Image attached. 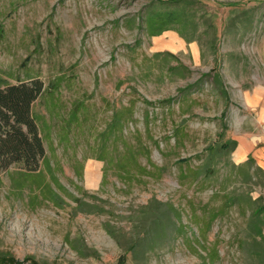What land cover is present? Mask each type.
<instances>
[{
  "label": "rangeland",
  "instance_id": "rangeland-1",
  "mask_svg": "<svg viewBox=\"0 0 264 264\" xmlns=\"http://www.w3.org/2000/svg\"><path fill=\"white\" fill-rule=\"evenodd\" d=\"M171 1L0 0V87L44 83L33 114L47 152L35 174L23 165L0 174V257L21 264H264L253 211L233 203L261 199L254 209L261 212L264 179L246 183L224 165L239 166L241 150L244 162L252 156L264 170V0ZM172 10L188 15L185 36L150 27L151 15ZM166 33L185 49L155 51ZM119 116L126 117L125 142L139 151L134 173L148 172L133 182L95 156L106 147L113 157L114 137L105 133ZM228 140L238 147L216 158L221 170L210 162L199 179L205 184L183 182L182 163L198 169L209 149ZM90 162L100 166L97 188L87 186ZM222 185L225 193L216 194ZM228 193L234 199L224 206ZM258 219L264 233V214Z\"/></svg>",
  "mask_w": 264,
  "mask_h": 264
},
{
  "label": "trees",
  "instance_id": "trees-1",
  "mask_svg": "<svg viewBox=\"0 0 264 264\" xmlns=\"http://www.w3.org/2000/svg\"><path fill=\"white\" fill-rule=\"evenodd\" d=\"M178 1L183 4L184 2H188L187 0H175L171 1V3L176 4ZM187 18L188 15L182 11L172 10L158 15H151L148 22L150 27L151 25L160 26L162 32L173 30L178 32L180 35L185 36L186 30L191 26ZM44 92L45 85L40 80L23 82L18 85H8L5 88L0 87V174L9 170L12 165H23L26 170L25 174H35L38 172L40 166L47 162V152L42 130L39 125V120L33 114V105L44 94ZM54 100H56L55 97ZM81 103L84 102L81 101L80 104ZM132 108L133 106H130L127 113L129 115V119L133 120L134 113ZM124 118L126 119L125 116L115 117L113 123L110 124L105 133L108 138L114 137L113 141L115 147L113 157H110L109 149L106 147H103L100 150L99 155L96 154L95 156L98 160L105 162L107 171L108 168L111 167L116 170L118 174L124 176L126 181L133 182L135 178H140L144 176V173L148 172L146 171V168H142L141 170L144 171L139 172L138 174L134 173L139 166V151H137V146H130L127 142H125L126 135L123 130V126L125 125ZM70 120H79V113L72 116ZM71 124L72 123H70V121L67 124L69 129L71 128ZM183 131L184 130L181 129V127H177L175 135L176 140H181V135L179 133ZM120 142L123 143L122 145L124 146L123 151H125L124 154L126 153V155L123 156L125 159H122L123 153L119 154L121 151ZM237 147V141L228 140L225 145L209 149V151H207L208 153L204 155L206 165L204 164L198 169L188 167V164L185 162L182 163L180 173L183 178V182L189 181L192 177H194L195 182L197 181L198 184H205L206 180L199 181V179L206 169L209 168L210 170L212 168V165H209L210 162H215V170H221L222 168L219 167L220 162H217L216 158L223 155H230L237 149ZM256 164V160L250 156L247 161L241 163L239 166L231 163L228 159L224 165H226V167L231 166L230 172L232 176H240L244 182L252 183L256 177L264 179L263 168L258 166L255 167L254 165ZM46 165H49V163ZM222 193H225L223 185L216 192V194ZM54 194H56L55 191ZM231 199H234V197L232 194L228 193L224 197V206H226L225 202H228ZM260 200L261 199L254 201L251 197L243 198L240 196V198H235L233 202L234 204L240 203V206L244 209L248 208L253 211L250 220L251 228L254 229L252 236L255 237V239L259 237L264 239L263 229L258 219L262 214H264V209H262L261 212L259 211L260 213L258 212L257 214L254 212V209L260 207ZM219 216L220 211L213 213L207 227V232H210L212 225L219 218ZM0 264L21 263L11 257H0Z\"/></svg>",
  "mask_w": 264,
  "mask_h": 264
},
{
  "label": "bare ground",
  "instance_id": "bare-ground-1",
  "mask_svg": "<svg viewBox=\"0 0 264 264\" xmlns=\"http://www.w3.org/2000/svg\"><path fill=\"white\" fill-rule=\"evenodd\" d=\"M155 51H171L177 53L180 50L185 49V42L180 39L176 34L166 33L162 37L156 38L154 41ZM193 52L197 55L198 50L195 45L192 46ZM264 117V108L262 112ZM245 153L239 150L235 154V159L237 162H241L245 159ZM99 164L90 162L86 168V182L89 188H97L99 186L100 174H99Z\"/></svg>",
  "mask_w": 264,
  "mask_h": 264
},
{
  "label": "crops",
  "instance_id": "crops-1",
  "mask_svg": "<svg viewBox=\"0 0 264 264\" xmlns=\"http://www.w3.org/2000/svg\"><path fill=\"white\" fill-rule=\"evenodd\" d=\"M238 150H239V149H238ZM237 152H238V151H237ZM237 152H236V153H237ZM258 157H260V158H261V157H262V158H264V151L260 152V154H259V156H258ZM253 158H254V157H253ZM254 159H255V158H254ZM255 160H256V159H255ZM241 162L243 163V162H244V160H243V161H241ZM237 164H238V165H240V162H238Z\"/></svg>",
  "mask_w": 264,
  "mask_h": 264
}]
</instances>
